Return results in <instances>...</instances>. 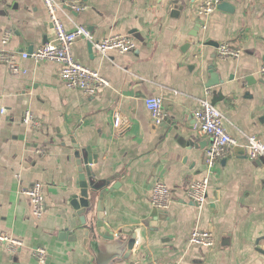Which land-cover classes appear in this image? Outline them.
I'll return each mask as SVG.
<instances>
[{
  "label": "crops",
  "instance_id": "0c3cea01",
  "mask_svg": "<svg viewBox=\"0 0 264 264\" xmlns=\"http://www.w3.org/2000/svg\"><path fill=\"white\" fill-rule=\"evenodd\" d=\"M55 1L68 30L88 27L97 40L131 36L136 49L101 56L86 40L74 44V59L110 83L95 97L69 89L58 63L22 61L25 75L0 63V232L24 242L17 254L1 249L0 264H40L37 248L46 250L48 264L95 262L81 233L76 241L59 238L78 222L69 201L80 192L75 154L83 159L87 148L97 162L88 180L108 181L105 226L137 235L131 251L99 240L108 264H264V162L249 159L246 150L248 137L264 141V0H225L234 13L217 8L207 16L199 15L203 0H69L67 8L68 0ZM170 1L184 7L179 16L166 8ZM77 4L83 11L73 9ZM197 18L204 27L192 37ZM53 39L42 0H0L1 51L32 52ZM222 44L240 50V57L220 58ZM213 77L222 84L208 89ZM208 91L211 101L219 99L215 106L237 141L210 174L208 141L194 128V113ZM148 97L163 100L160 127L152 125ZM28 109L35 114L32 126L22 123ZM207 176L208 199L191 202L187 190ZM157 181L171 190L162 228H154L151 218ZM35 183L43 185L46 202L40 220L26 195ZM92 196L94 219L100 194ZM196 229L213 233L215 246L191 245Z\"/></svg>",
  "mask_w": 264,
  "mask_h": 264
},
{
  "label": "built area",
  "instance_id": "2783aa9c",
  "mask_svg": "<svg viewBox=\"0 0 264 264\" xmlns=\"http://www.w3.org/2000/svg\"><path fill=\"white\" fill-rule=\"evenodd\" d=\"M49 14L50 22L54 30V39L41 45L32 52L6 53L0 50V63L6 64L13 75H25L28 70L22 67V61L32 60L37 65L54 62L62 66L61 79L69 89H76L86 95L95 97L102 90L110 86L109 81L100 72L90 69L73 57V46L80 40L89 42L93 49L101 56H107L110 52L122 54L133 52L136 43L131 36H109L97 40L88 27L77 25L73 30H68L59 16L62 6L55 0H42ZM225 0H203L199 9L200 16H207L217 10L218 6ZM67 8L71 6V1H65ZM76 12L83 11L81 4L73 5ZM240 50L222 44L218 48V54L223 59H238ZM259 74L264 77V66ZM211 93L208 91L204 99L199 102V106L194 113L196 131L208 141L205 151V162L208 174L216 167L220 160L225 159L229 151L237 146V141L229 134L225 125L224 116L210 100ZM145 106L151 115V122L154 127H160L165 120L163 111V100L159 97H148L145 99ZM5 113L4 110L1 111ZM121 114L114 116V126L118 128L121 124ZM22 123L26 126L35 124V114L31 109L26 110L22 116ZM247 156L253 161L264 159V141L256 136L247 138ZM209 177H204L194 182L187 190V198L198 205H202L209 196ZM26 195L31 199L34 217L40 220L46 211V202L43 192V185L35 183L26 191ZM152 203L157 209L168 210L171 203V190L162 181H157L152 190ZM191 245L203 248L215 246V237L210 231L194 230L189 239ZM24 247V242L6 233L0 232V250L5 249L9 253L17 254ZM35 259L40 264H48V255L45 249L37 248L33 251ZM180 264V263H173Z\"/></svg>",
  "mask_w": 264,
  "mask_h": 264
},
{
  "label": "water",
  "instance_id": "95a60500",
  "mask_svg": "<svg viewBox=\"0 0 264 264\" xmlns=\"http://www.w3.org/2000/svg\"><path fill=\"white\" fill-rule=\"evenodd\" d=\"M177 1H170L167 5V9L171 10V14L177 15L180 14L184 10L183 6H178ZM218 9L227 13H234L235 9L227 3L223 2L218 6ZM196 27L195 33H193L192 37H197L200 29L204 27V22L197 18L195 19ZM214 43H208L207 45H213ZM92 47V45H91ZM216 82V83H213ZM207 86L208 89H211L213 86L221 85V81H217L216 77L209 83ZM219 99H213L212 104L215 106ZM87 157L81 159V152H77L75 157L77 158V165L79 171V182L78 186L80 192L78 195H74L71 197L69 204L75 211V215L73 218L78 217V222L75 228L70 231V228H66L60 234V240H68V241H76L77 234L81 233L83 235V244L88 249L90 246V251L95 256V262L92 264H108L107 259H103L100 255V246L99 240L108 241L117 244H126L129 250H133L135 244L137 243V235L135 231L131 229H122L118 232H115L116 225H113L112 230H108L104 223V195L106 192H103L105 186L108 184V181H103L101 183H95V181H89L88 179H94V174L92 172L91 166L95 163V158L92 155L91 149L87 148ZM86 156V155H85ZM95 161V162H94ZM264 162V159H261ZM103 192V193H101ZM93 194H100L99 200L96 207V216L95 218L89 217V212L93 209L94 199ZM151 218L155 225L154 228H162L164 223L168 221V213L166 210H161L157 208H153L151 213ZM129 236V240L126 241L124 236Z\"/></svg>",
  "mask_w": 264,
  "mask_h": 264
}]
</instances>
